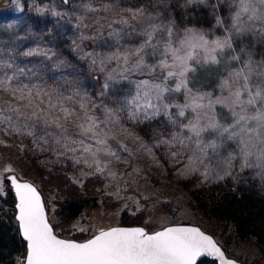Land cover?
<instances>
[{"label":"snow or ice","instance_id":"1","mask_svg":"<svg viewBox=\"0 0 264 264\" xmlns=\"http://www.w3.org/2000/svg\"><path fill=\"white\" fill-rule=\"evenodd\" d=\"M122 2L111 0L100 9L92 7L91 2L75 6L86 14L75 16V27L80 34L73 40V49L90 58V67L104 76L101 102L93 103L87 92L80 91L78 85L63 76L52 88L31 83L32 79H40L41 73L66 66L52 49L33 48L22 55H40L50 63L46 65L41 60L32 69H26L14 66L11 58H0V90L11 97L0 102V131L7 135H26L41 151L57 157L67 156L91 170L82 175L107 174V178L117 184L127 173L118 174L113 168V160L128 164L133 172L139 169L131 163V153L122 157L121 151L113 146L115 135L132 140L137 152L151 154L152 147L168 146L169 156L178 161L180 153L186 151L189 155L184 168L192 172H198L197 166L210 152L217 153L225 140L238 141L241 154L247 156L248 122H255L253 131L258 129L264 134V72L260 73V84L256 85L252 79L251 61L240 69L228 71L227 75L221 72V68L226 66L225 57L241 62L240 56L229 55L225 50L234 51L233 35L246 31V27L240 24L242 14L251 13L250 19H264V13H257L255 8L257 3L264 5V0H238L239 10L232 17L233 35L215 40H209L208 35L195 28L185 29L183 38L178 39L174 24H157L154 17L145 16L144 8L121 7ZM199 2L205 3L206 0ZM62 3L74 6L73 0H62ZM13 4L19 5V0H13ZM36 11L44 12L45 9L37 7ZM49 11L55 16L68 15L54 9ZM100 12L105 14L96 15ZM222 23L227 24V21L217 19V26ZM125 36H135L140 42H124ZM85 41L90 42L89 46L106 48L107 51L85 52ZM214 65L217 67L212 69ZM5 69L11 70L12 74L8 75ZM198 69L212 70L220 75L217 86L221 95L193 91V74ZM133 72L146 73L149 77L136 81V95L131 99L117 97L112 100L119 105L115 109L104 103L105 98L111 99L109 92L113 82L128 80ZM25 76L30 82L20 84V78ZM51 79L56 80V77ZM157 79L159 83L154 82ZM173 93L181 94L184 102L166 103L170 99L166 94ZM217 105L222 109L239 110L233 111V124L225 126L220 123ZM101 111L103 118L98 115ZM125 111L129 121L137 122L141 116L148 120L162 115L178 130L170 131L167 137L154 132L155 143L150 147L123 127L121 115ZM238 128L239 132L236 131ZM118 144L120 150L128 152L126 144ZM176 146L179 149L172 151ZM231 159L234 157L228 158ZM12 172L10 166H5L0 174V199L8 194L14 195L15 219L26 242V256L21 264H203L207 257L214 258L211 264H238L237 260L226 256L223 246L212 235L199 227L179 223L165 225L162 222L157 229H152L148 223L134 227H99L86 239L62 238L56 231L58 224L50 219L51 206L41 190L33 182L21 180ZM227 174L225 171L224 175ZM209 175L210 170L202 173L205 180ZM72 182L83 185L81 179L73 178ZM119 191L117 188L116 193L110 195H118ZM144 210L143 204L138 203L134 214ZM51 211L54 212L55 208ZM72 228L81 235L85 231L75 225Z\"/></svg>","mask_w":264,"mask_h":264},{"label":"rangeland","instance_id":"2","mask_svg":"<svg viewBox=\"0 0 264 264\" xmlns=\"http://www.w3.org/2000/svg\"><path fill=\"white\" fill-rule=\"evenodd\" d=\"M85 2H91L92 7L100 9L111 0H73L74 6H66L62 0H19V5L13 4V0H0V49H3L0 58L5 60L11 58L14 66L32 69L41 60L46 65L50 62L40 55L26 57L22 53L33 48L52 49L58 53L60 61L66 66L41 73L40 79H32L31 83L44 84L52 88L57 86V81L63 76L64 79L78 85L80 91L87 92L93 103H99L104 76L90 67V58L84 57L83 52L73 49V40L80 34L75 27V16L86 14L75 6ZM120 6L142 7L145 9V16L154 17L155 23L163 25L172 23L178 32L191 27L211 37H223L225 34V29L215 23L217 16L224 19L228 16L223 0H206L205 3H200L199 0L192 3L188 0H123ZM37 7H42L45 11L37 12ZM49 9L68 15L55 16ZM104 14L100 12L96 15ZM233 39L234 51H227L229 55L235 54L242 60L237 63L225 57L226 66L221 68V72L227 75L228 71L240 69L244 63L251 61L252 79L259 85L260 73L264 72V33L258 30L246 31L239 37L234 36ZM123 40L140 42L135 36H125ZM89 45V41L84 42L85 52L107 51L106 48ZM216 67L214 65L212 69ZM5 71L8 75L12 74L11 70ZM53 76L56 80L51 79ZM148 78L146 73L133 72L128 80L113 82L109 92L111 99L105 98L103 102L113 109L119 107L118 104L112 103V100L117 97L131 99L136 95V81ZM219 78L220 75L212 70L205 72L198 69L197 73L193 74L195 85L193 91L215 92L218 96L221 94L217 86ZM29 82L28 76L19 80L20 84ZM154 82L159 83L160 80ZM169 87H174V84H169ZM166 95L170 96L166 103L183 102V97L179 93ZM10 99L9 93L0 90V102ZM216 111L220 123L225 126L233 124V117L227 108L222 109L217 105ZM98 115L103 118L102 111ZM121 122L123 127L139 136L150 147L155 143L154 132L167 137L170 131L178 130L162 115L148 120L141 116L137 122L129 121L125 111L121 115ZM30 141L31 138L26 135L15 133L7 135L0 131V174H3L5 166H10L13 170L11 174L33 182L41 190L44 199L51 206L50 219L58 224L56 231L62 237L71 238L79 233L73 230L72 226L75 225L76 228L85 229L86 237L83 239H86L99 227L121 225V217L126 212L132 216L142 217L143 223L134 225L142 226L149 222L152 229L159 228L162 222L165 225L178 223L197 225L213 235L228 256L243 264H264V250L257 241L239 230L231 219L210 210L207 201L211 194L222 190L232 192L253 190L264 194V175H261L259 170L241 167L239 158L234 156V153L240 150L238 141L225 140L217 153L210 152L209 156L203 159V163L197 166L200 169L198 172H192L184 168L189 155L186 151L180 153L178 161L169 156L168 146L152 147L151 154L137 152L132 140L115 135L113 146L121 151L122 157H128L131 153V163L139 169L138 172H133L128 164L113 160V168L118 174L127 173L119 184L107 178V174L84 176L82 173L91 171L85 165L76 164L67 156L57 157L55 154L41 151ZM118 142L126 144L128 152L120 150ZM178 149L179 146H176L171 150ZM230 156L234 159L229 161ZM206 170H210L207 180L202 176ZM225 171L227 175H224ZM56 174H65L71 182L73 178L83 180V185H76L79 188L77 191L79 195L86 199V206L68 223H62L58 211L59 202L67 198L69 190L67 186L58 185L54 179ZM218 176L223 178L218 179ZM117 188L120 189L118 195H110L116 193ZM138 203H142L145 210L143 213L134 214ZM51 208H55V211L52 212ZM208 260L203 264H211L212 260Z\"/></svg>","mask_w":264,"mask_h":264},{"label":"trees","instance_id":"3","mask_svg":"<svg viewBox=\"0 0 264 264\" xmlns=\"http://www.w3.org/2000/svg\"><path fill=\"white\" fill-rule=\"evenodd\" d=\"M54 179L58 185L67 186L69 190L67 198L59 202L58 211L62 223H68L86 206V199L79 195L77 192L79 188L65 174H56ZM207 201L210 210L231 219L239 230L253 237L264 250V194L253 190L239 192L222 190L211 194ZM141 223H143L141 216H132L125 212L121 217V225ZM84 236L85 234L81 235L80 232L73 235L79 239H83ZM25 254L26 243L19 233L15 220L14 196L8 194L7 197L0 199V264H21ZM204 261L209 260L206 258Z\"/></svg>","mask_w":264,"mask_h":264},{"label":"clouds","instance_id":"4","mask_svg":"<svg viewBox=\"0 0 264 264\" xmlns=\"http://www.w3.org/2000/svg\"><path fill=\"white\" fill-rule=\"evenodd\" d=\"M223 3L228 10V16L226 19L221 18L220 16H217L215 23L217 19L221 21H227V24L222 23L220 25V27L225 29V34L223 35V37L221 36L211 37V35H208L209 40H215L218 37L224 38L226 36L233 35L232 17L235 16L237 11L239 10L238 0H236V2H234V0H223ZM255 8L257 10V13H264V5L257 3L255 5ZM250 16H251V13L242 14L240 17V24L246 27L247 32H255L258 30L260 33H262V28H264V19H250ZM188 28H191V27H188ZM184 30L181 32H178V37H177L178 39L183 38ZM246 31L241 32V33H236L235 35H233V37L234 36L239 37L241 34L245 33ZM232 48H233V45H232ZM225 51H227V49ZM201 55H203V53H201ZM232 56H236V55L233 54ZM177 103H180V102H177ZM233 111H239V110L238 109L229 110L231 115L233 114ZM249 114H252V113H249ZM255 127H256L255 122L253 121H249L246 127V142L248 144V149H247L248 155L247 156L242 155L241 151L239 150V152L234 153V156L239 158L238 162L240 163L241 167H248L254 170H259L260 174L264 175V134H262L258 129L253 131ZM236 131L239 132L240 129L238 128L236 129Z\"/></svg>","mask_w":264,"mask_h":264},{"label":"water","instance_id":"5","mask_svg":"<svg viewBox=\"0 0 264 264\" xmlns=\"http://www.w3.org/2000/svg\"><path fill=\"white\" fill-rule=\"evenodd\" d=\"M22 180V179H21ZM28 181V180H27ZM39 189V188H38ZM14 196V195H13ZM16 220V219H15ZM17 222V221H16ZM182 224H184V225H189V226H195V227H199V226H197V225H193V224H186V223H182ZM18 225V224H17ZM172 225V224H171ZM115 226H124V227H134V226H140V225H115ZM200 228V227H199ZM201 230H203L202 228H201ZM204 231V230H203ZM206 232V231H205ZM20 233V232H19ZM207 234H209V235H211L210 233H208V232H206ZM20 235H21V233H20ZM213 236V235H212ZM21 237H22V235H21ZM62 237V236H61ZM62 238H66V237H62ZM89 238V237H88ZM213 238H214V236H213ZM22 239H23V237H22ZM215 239V238H214ZM24 240V239H23ZM216 240V239H215ZM26 243V242H25ZM224 249V248H223ZM226 252V251H225ZM25 256H26V254H25ZM226 256L228 257V258H232V257H230V256H228V254L226 253ZM207 259H210V260H213L214 258L213 257H207ZM232 259H234V258H232ZM236 260V259H235ZM237 262H238V264H243L242 262H240V261H238L237 260Z\"/></svg>","mask_w":264,"mask_h":264},{"label":"bare ground","instance_id":"6","mask_svg":"<svg viewBox=\"0 0 264 264\" xmlns=\"http://www.w3.org/2000/svg\"><path fill=\"white\" fill-rule=\"evenodd\" d=\"M58 208V207H57ZM60 218V217H59Z\"/></svg>","mask_w":264,"mask_h":264}]
</instances>
